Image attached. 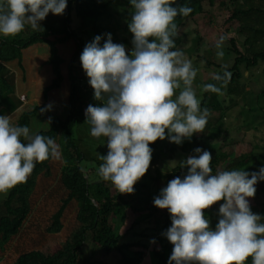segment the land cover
I'll return each mask as SVG.
<instances>
[{"label": "clouds", "instance_id": "clouds-1", "mask_svg": "<svg viewBox=\"0 0 264 264\" xmlns=\"http://www.w3.org/2000/svg\"><path fill=\"white\" fill-rule=\"evenodd\" d=\"M128 29L132 48L114 43L111 33L101 46L97 35L80 55L82 68L94 90L97 105L89 104L85 121L94 138H106V155L98 176L120 194H133L135 184L147 173L157 140L181 145L194 133L204 132L210 116L201 107L194 81L198 69L176 47L175 19L193 8L176 0H129ZM68 0H0V35L14 37L30 26L44 31L40 22L49 13L63 15ZM227 36L215 47L221 49ZM217 55L223 57L222 50ZM210 77L216 83L200 86L201 93L223 96L231 81L227 65ZM247 75V73H245ZM52 104L40 108L43 115ZM52 117H48L50 124ZM179 162L187 172L176 176L154 197L153 204L170 213L171 226L162 233L173 245L168 264H264V217L251 211L256 184L264 181V167L218 170L213 174L212 154L201 148ZM61 160L54 138L33 134L28 126L14 125L0 115V193L26 183L36 163ZM222 202V203H220ZM220 203L213 230L206 210ZM151 243H155L152 240Z\"/></svg>", "mask_w": 264, "mask_h": 264}, {"label": "trees", "instance_id": "trees-1", "mask_svg": "<svg viewBox=\"0 0 264 264\" xmlns=\"http://www.w3.org/2000/svg\"><path fill=\"white\" fill-rule=\"evenodd\" d=\"M127 0H68L63 15L56 21L46 22L41 27L44 31H33L30 26L14 37L0 36V115H9L22 103L16 96L17 74L8 66L14 60L22 61L24 50L42 43L50 48L48 64L53 68L55 78L44 88V97L48 98L51 91L60 89L65 81L63 65L66 63L64 49L68 43L74 41L76 51L69 64L70 101L66 119L55 118L49 128L40 130L37 134L54 138L59 141L64 157L61 182L67 191L61 207L53 216L50 232H60L63 229L62 218L67 207L77 203V227L63 241L45 249H34L22 252L16 259L6 264H96L93 257L121 254V264H142V252L129 256L127 250L135 246L134 243L123 242V235L118 232L114 221L125 218L131 207L136 210H150L151 215L159 208L153 204L154 197L160 194V183H167L176 176L186 174V168L175 167L171 172L157 171L154 178L155 185L142 182L148 172L135 184L133 194H120L110 182L103 181L97 174L101 163L96 158H88L78 142V129L89 124L85 121V110L89 104L97 105L94 90L89 84L81 62L80 55L87 43L95 36L102 37L101 46L107 37L103 35V28L99 24L101 17L112 4ZM207 0H176V5H187L193 12L187 17L178 16L175 22L178 31L187 22L205 10ZM215 4L216 0H208ZM232 22H238L240 32L245 35V51H242L235 38L231 39L232 52L236 58L232 67L227 68L232 78L226 89H223L233 102L245 98L249 94L245 79V72L252 71L264 63V0H236L235 8L230 17ZM222 73V72H220ZM212 83H216L213 81ZM248 112L260 111L264 114V88L252 91ZM44 105H36L29 112H25L17 125L31 128L33 119ZM201 107L210 111L221 110L224 101L221 96L205 92ZM256 127H259L257 125ZM208 139L216 140L225 131V123L219 119L215 124L208 121L206 125ZM157 140L155 143H159ZM197 142V143H196ZM201 139H194V149L201 148ZM207 142V141H206ZM187 144L184 143V146ZM208 145V144H207ZM250 152L233 156L224 148H209L212 154L211 168L215 174L219 167L226 169H244L248 172L258 171L264 167V146ZM50 159L36 166L26 183L19 184L9 190L7 197L0 205V249L4 248L18 236L32 213L31 196L36 186L37 177L45 172L50 174ZM90 170V171H89ZM135 203V204H134ZM222 203V202H220ZM220 203L206 210L205 215L210 220V227L214 230L218 223V209ZM264 215V204L262 207ZM171 226L170 213L166 210L164 218L156 220L155 234L159 241V248L154 250L156 264H168L173 245L162 235ZM101 264H107L101 262ZM248 264H251L249 259Z\"/></svg>", "mask_w": 264, "mask_h": 264}, {"label": "rangeland", "instance_id": "rangeland-1", "mask_svg": "<svg viewBox=\"0 0 264 264\" xmlns=\"http://www.w3.org/2000/svg\"><path fill=\"white\" fill-rule=\"evenodd\" d=\"M105 2L107 0H100ZM236 0H216L211 4L205 2V10L195 18L189 20L187 24L179 29V35L175 38L176 47L181 49L188 59H191L193 66L198 69L194 87L201 102L204 94L200 91V86L205 83H212L210 74L222 72V65L227 68L233 66L236 54L232 52L231 39L235 38L240 49L245 51V35L240 32L238 22H232L230 17L235 8ZM129 0L112 4L108 11L101 17L99 24L103 28V35L111 33L114 43L123 44L126 49L132 48V34L128 29V21L131 13ZM60 16L49 13L45 20L41 21V26L46 22L56 21ZM221 35H226L227 39L221 49H217L215 44ZM2 36V35H0ZM106 37V36H105ZM222 50L223 57L217 55ZM76 51L74 41L68 43L64 49L66 63L63 65L65 81L60 89L49 92L48 98L44 97V88L50 85L55 78L53 68L48 64L50 48L47 44H36L24 50L22 61L14 60L8 65L17 71L16 96L21 100L20 107L13 112L11 122L17 125L21 116L29 112L36 105L52 104V109L41 115L40 111L32 121L30 128L33 134L40 130L49 128L48 117L66 119L69 112L70 101V81L69 64ZM246 83L249 95L233 102L225 93L221 96L224 107L221 110L210 111L208 121L215 124L219 119L225 123V131L216 140L208 139V130L194 133L191 140L185 139L181 145L170 143L168 139L160 140L159 143L150 144L153 149L152 160L148 174L141 179L151 185H155L154 178L157 171L171 172L179 165V162L193 155L192 144L194 139H201V149L224 148L233 156L261 149L264 146V114L260 111L248 112L252 91L259 92L264 88V63L252 71H246ZM0 106V111H1ZM52 122V121H51ZM259 125V127H256ZM207 141V142H206ZM78 142L88 158H96L97 154L106 155V138H94L90 134V126H80L78 129ZM57 143L61 144L59 141ZM184 143L187 144L184 146ZM197 143V142H196ZM208 144V145H207ZM62 152V149H61ZM98 160V159H97ZM101 162V161H100ZM64 166V157L57 161L50 159V174L41 173L36 180V186L31 196L32 213L27 220L22 232L16 236L4 248L0 249V264L14 261L22 252L45 249L48 246L63 242L71 232L77 227L76 220L77 203L72 202L66 209L62 218L63 229L60 232H50L49 228L53 222V216L61 207L63 199L67 197V191L61 182V173ZM219 170H223L220 166ZM90 171V170H89ZM161 189L165 183H160ZM254 198H250L251 211L262 217V207L264 204V181L256 184ZM115 190V189H114ZM9 190L0 193V205L7 197ZM135 204V203H134ZM167 209H159L157 213L151 215L150 210L138 211L131 207L127 210L126 217L114 221L118 232L123 235V242L134 243L135 246L127 250L129 256H134L137 252H142V264H156L154 250L159 248V241L155 234L156 220L164 218ZM2 210L0 209V213ZM264 222V221H262ZM155 240V243H151ZM96 264L105 262L107 264H121L122 255L113 254L110 256L100 255L93 257Z\"/></svg>", "mask_w": 264, "mask_h": 264}, {"label": "crops", "instance_id": "crops-1", "mask_svg": "<svg viewBox=\"0 0 264 264\" xmlns=\"http://www.w3.org/2000/svg\"><path fill=\"white\" fill-rule=\"evenodd\" d=\"M8 65H10V62L8 63ZM15 72H17V71H15ZM17 83H18V81H17ZM19 107H20V106H19ZM19 107H18V108H19ZM14 112H15V111H14ZM12 114H13V112L11 113V115H12ZM11 115L9 114V116H11Z\"/></svg>", "mask_w": 264, "mask_h": 264}]
</instances>
